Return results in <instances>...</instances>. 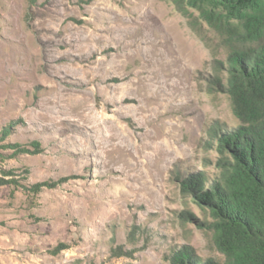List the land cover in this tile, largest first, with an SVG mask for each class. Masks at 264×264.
Returning a JSON list of instances; mask_svg holds the SVG:
<instances>
[{
	"label": "rangeland",
	"instance_id": "rangeland-1",
	"mask_svg": "<svg viewBox=\"0 0 264 264\" xmlns=\"http://www.w3.org/2000/svg\"><path fill=\"white\" fill-rule=\"evenodd\" d=\"M197 20L183 0H0V264L223 258L183 179L217 176L240 120Z\"/></svg>",
	"mask_w": 264,
	"mask_h": 264
},
{
	"label": "trees",
	"instance_id": "trees-1",
	"mask_svg": "<svg viewBox=\"0 0 264 264\" xmlns=\"http://www.w3.org/2000/svg\"><path fill=\"white\" fill-rule=\"evenodd\" d=\"M183 1L197 12L201 34L206 25L226 52L210 85L229 94L240 123L216 131L219 172L212 181L206 171L183 179L184 190L193 192L209 217L202 227L212 232L223 258L203 257L185 245L169 259L171 264H264V0ZM10 129L1 136H10Z\"/></svg>",
	"mask_w": 264,
	"mask_h": 264
}]
</instances>
